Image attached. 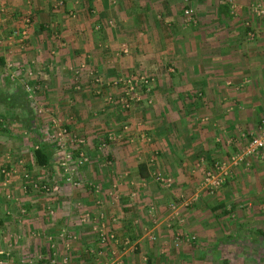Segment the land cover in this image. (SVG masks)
Segmentation results:
<instances>
[{
	"label": "crops",
	"instance_id": "obj_1",
	"mask_svg": "<svg viewBox=\"0 0 264 264\" xmlns=\"http://www.w3.org/2000/svg\"><path fill=\"white\" fill-rule=\"evenodd\" d=\"M256 1L0 0V97L17 91L6 67L17 62L22 79L39 93L34 103L56 108L65 126L98 140L108 130L106 118L82 115L88 107L103 109L84 102L88 73L153 76L150 93L119 115L141 125L104 157L114 167L104 169L102 158L93 157L82 169L81 187L58 183L48 197L27 193L15 176L0 183V264H37L73 241L65 264H264V156L240 160L214 193L194 183L205 165L193 170L197 159L214 162L230 153L234 143L217 136L250 137L264 125V13L254 12ZM187 5L192 22L182 12ZM248 30L252 37L244 35ZM77 66L83 69L78 90L70 77ZM18 118L0 117L5 168L12 166L10 155L16 152L14 163L25 155L11 149ZM50 152L47 165L29 159L32 168L54 174ZM158 172L172 177L171 187L155 180ZM85 211L89 219L81 221ZM101 224L115 231L113 241L99 240Z\"/></svg>",
	"mask_w": 264,
	"mask_h": 264
},
{
	"label": "rangeland",
	"instance_id": "obj_2",
	"mask_svg": "<svg viewBox=\"0 0 264 264\" xmlns=\"http://www.w3.org/2000/svg\"><path fill=\"white\" fill-rule=\"evenodd\" d=\"M259 0H257L256 2H258ZM263 1V0H262ZM255 2V3H256ZM184 9H187L188 12H184ZM183 15L186 16V19L190 22L193 21L194 19V15H193V7L192 5H187L182 9ZM244 35H247V31H245ZM254 35V33H253ZM248 36V35H247ZM10 61V60H9ZM15 61V59H14ZM7 63V62H6ZM7 66L9 68V72H8V79L9 82H22V76H21V72L19 71L17 67L19 66V64L16 62ZM17 65V66H16ZM13 67V68H12ZM85 69V68H84ZM94 69V68H93ZM34 68H31V71H33ZM82 67L81 66H77V68H73L71 70V79L75 82V89H79L80 87V78L81 73H82ZM89 70V68H86V71ZM91 70V69H90ZM27 71H29L27 69ZM73 71V73H72ZM88 72V71H87ZM33 73V72H32ZM133 71H129L127 72V74L121 73L115 76H107V75H103L102 73H100L99 71H95V70H91L88 77L89 79V98L88 99H93V102H89L88 103V99L86 98V100L84 101L86 104H98V107H102L103 109H100L99 112L97 110H95L93 107H88L85 108L84 111L82 112V115H92L93 117L99 118V117H105L106 120V124H107V129L105 131V135L104 137L99 138L98 140L96 137L98 136L96 133V135H89V133H76L71 127L65 126V119L63 118V115H61V113H59L57 111L56 108H52L46 104H42V103H34V100H37L36 95L39 93H35L33 91L32 88L33 84H30L29 82H27V84L29 85L30 89H25L28 98H30L31 102L29 103L32 113L35 116L36 122H39V131H40V136L41 138L39 139L40 142H43L46 145V148L49 149L50 151H52L55 155V159L57 160V163L55 166V170L56 172L54 174H52L51 172H49V168L45 169L43 172H40L39 169L38 171L35 170V168H32V164L29 162L31 160H33L32 156H31V148L33 146H35V144H38V142L35 140L34 138V134L31 133L30 135V130L28 129H24L23 126H21V124L19 123H14L13 125H11V129L13 130L12 132L16 133L13 134L12 136L14 137L13 141H12V151L13 153L15 151H19V150H23V153L25 154L22 158H19L17 160L16 163H14V155L16 156V152L13 155H10L11 159L13 158V160H11L12 166L11 167H2L0 166V183H11L12 177L14 178H18L16 181H18V183H22V187L23 184L28 185V189H26L25 191L28 193H37L39 195H44L46 197L48 196H52L53 194H55L54 190L51 189H47L46 191H43L41 189H38L36 186H33V183H49V184H54V183H78L76 185H73V187H81V183H84L82 181V169L84 167L85 164L90 163V159H92L93 157H101L103 163V167L104 169L109 166L114 167V164L109 163L107 160V158H104L106 155L110 154V149L112 147H115V144L117 142H119L121 140L122 137H124L126 134L131 135L134 132V128L136 126H140L141 122L137 121L134 123H130L129 121H123L119 118V115L127 113V111H129V109H132L133 107H135V105H138L141 101L139 99H142V97L146 94L150 93V87L152 85V81H153V76L148 75L146 73H142L140 72V74H142L143 76H147L148 77V81L149 83H147L146 86L142 87L139 85H136V89H137V93L139 94V98L138 100L135 101H130L129 99L126 98V101H128V105L125 106L122 101L123 98L125 97V82H123L121 79H125L127 77H130L131 79L135 78V75ZM12 75V76H11ZM116 78H121L119 80H117L116 83H114V79ZM139 80V79H138ZM225 81V80H224ZM140 83V82H139ZM231 83V82H229ZM241 80L235 82L236 85L241 84ZM138 84V83H137ZM147 87V88H146ZM71 94V98L74 99L78 96V93L72 92ZM87 97V96H86ZM146 97V96H145ZM149 97V96H148ZM151 97V96H150ZM150 99V98H149ZM152 99H150V102L147 104H151ZM77 103L82 104L83 102L77 101ZM106 108H111V110H108L110 113L104 112V110ZM81 109V108H80ZM2 110V106H0V111ZM64 110V112H67V109H62ZM100 114V115H99ZM106 114V115H105ZM108 119L112 120V124H110L108 122ZM88 120H90V118H88ZM92 120H95L94 118H92ZM34 123V122H33ZM7 126H9V124H6ZM95 125V124H93ZM264 125H259L257 128L256 132L251 131L250 137H248V135L246 136L244 134V132H237L235 134V136H227V137H223V140H221V138L219 136H217V140L221 141L223 143L227 142L228 144L234 143V146H232L230 153L226 156H224L222 159L219 160H224L225 164L223 166L224 170H227V173L225 174V176L229 173L231 167L234 165L231 163L230 161V155L234 154V153H240L241 150L244 149L245 145L247 142L250 141V139L254 136H256L257 134H259L260 131V127H262ZM109 127V128H108ZM21 129H23L24 131H22ZM87 127L84 128V131H86ZM102 130V128H99ZM92 133V132H90ZM58 135L59 138L61 139V143L64 145V148L66 149V147H68V145L71 146V144H69L70 142L73 141H78V139H82V142H80L82 144V147L85 149V156H86V161L84 162L83 165L81 166H76V167H72L70 169V167L67 169V171H71L70 173H64L63 169L60 168L59 166V162L61 161V151L62 149L58 146V144L55 143V141L52 139V135ZM94 137V139L92 138ZM70 138H73V141H70ZM101 142H104L103 145L99 144ZM121 142V141H120ZM118 145V143L116 144ZM16 147V148H14ZM91 150H90V148ZM234 147V150H233ZM89 151H91V154L89 153ZM257 155V154H256ZM255 153H252L251 156L256 157ZM262 155L264 156V149L262 152ZM250 156L247 157V159H249ZM27 161L28 165L24 162ZM230 161V162H229ZM196 165L193 166V170L197 169L200 165V163L204 164V168H202L201 170H199V176H198V180L197 182L194 183H200L201 179H202V175H203V171H205L206 169H212V165H213V161H207L206 159L200 161V159H197L196 161ZM30 163V164H29ZM194 164V163H193ZM31 165V166H29ZM237 165V164H236ZM102 166V165H101ZM106 166V167H105ZM202 167V166H201ZM3 170V171H2ZM81 173V174H80ZM17 174V176H16ZM66 175H70L69 179H65ZM163 176H167L169 177L170 181L172 179V177L168 176V175H164ZM224 176V179H225ZM84 177V176H83ZM91 178H93L92 176H90ZM166 178V177H165ZM223 179V180H224ZM223 182V181H222ZM222 182L220 183L219 186L212 188L211 193H214L215 191H217L221 185ZM88 183V182H87ZM93 183H98V181H93ZM111 183H114V181H112ZM163 183V182H162ZM172 183H170V185L168 187H171ZM207 190V189H206ZM209 190V189H208ZM185 200V199H184ZM178 202V201H177ZM175 205H177V203H175L174 201H171L169 204V209L171 211H173V209H175ZM51 207L47 208V212L48 214L52 211ZM49 214V215H50ZM53 215V214H52ZM52 222L54 223L55 219L54 218H50L48 222ZM61 225V224H60ZM48 226H52V224L50 223ZM110 231L113 232L114 237L113 239H108L106 240L108 241H113L116 238L115 235V231L112 229H110ZM73 244L71 246L65 247L63 246L61 253H59V249H55V255L57 257L58 261H62L63 257L65 256L66 258V262H70L69 259H72L73 257V252L75 249H73L74 245H75V241L72 242ZM113 243H117V242H113ZM65 248V249H64ZM57 251V254H56ZM28 254V252H27ZM83 254V253H82ZM31 260V259H30ZM29 260H26V262L23 261L22 264H28ZM32 261V260H31ZM63 263V262H62ZM32 264H34V262L32 261ZM65 264V263H63Z\"/></svg>",
	"mask_w": 264,
	"mask_h": 264
},
{
	"label": "built area",
	"instance_id": "obj_3",
	"mask_svg": "<svg viewBox=\"0 0 264 264\" xmlns=\"http://www.w3.org/2000/svg\"><path fill=\"white\" fill-rule=\"evenodd\" d=\"M254 12L256 14H262L264 13V3L260 0V2H256L255 5L252 7ZM3 10L2 6H0V13ZM184 12H188L187 9H184ZM248 37L253 36V32L251 30L247 31ZM12 63L7 61L6 65L10 66ZM12 76V75H11ZM121 78H116L114 79V83L117 82ZM139 79V80H138ZM123 82H125V97L123 98L122 101L124 102L123 104L125 106L128 105V101H126V98L129 99L130 101H135L138 100L139 94L137 93L136 85L139 86H146L147 83H149V79L147 76L143 75H137L135 78L131 79L130 77H127L125 79H121ZM21 84L23 85L24 89H30L29 85L27 84V81L21 80ZM140 82V83H139ZM138 83V84H137ZM147 88V87H146ZM52 139L55 141L56 144L62 149V155H61V161L59 162V167L63 169L64 173H70L71 171H67V169L70 167H76V166H81L84 164L86 161V156H85V149L82 147V139H78V141H73V138H70V142L68 147L66 149L64 148V145L61 143V139L59 138L58 135L53 134ZM101 145L104 144V142L99 143ZM264 149V126L260 127L259 134L256 136L252 137L249 142L246 143L245 147L243 150L240 151V153H234L230 155V161L232 164L236 165L239 163L240 160H245L249 155L252 153H255V155H260L262 156V152ZM229 161V162H230ZM225 164L224 160H217L213 162L212 169H206L203 171L202 179H201V184L204 186L205 189L212 190V188H215L220 185V183L223 181L225 174L227 173V170L223 169V166ZM233 165V166H234ZM3 171V170H2ZM70 175H66L65 179H69ZM166 177V178H165ZM155 180L159 182H163L162 184L165 186H169V178L167 176H163L161 173H156L155 175ZM72 185H76L78 183H70ZM33 186H36L38 189H41L43 191H46L47 189L51 190H57L58 185L57 183L54 184H49V183H33ZM24 188V186H23ZM81 221H85L89 219V213L85 211L81 217ZM98 238L101 242H106L108 239H113L114 234L110 229H107L103 224L100 226H97L96 228ZM67 237L72 238L73 236L67 234ZM50 238V237H49ZM52 246V244H50ZM66 257L64 256L61 262H66ZM57 260V257L55 255V252L52 251V253H49L46 258H38V263L37 264H55ZM28 264H32V261L29 260L27 262Z\"/></svg>",
	"mask_w": 264,
	"mask_h": 264
},
{
	"label": "trees",
	"instance_id": "obj_4",
	"mask_svg": "<svg viewBox=\"0 0 264 264\" xmlns=\"http://www.w3.org/2000/svg\"><path fill=\"white\" fill-rule=\"evenodd\" d=\"M17 83V91H12V93H1L0 99L2 100V110L0 111V117L8 116L10 119H17L21 122V125L34 132V135H37V130L35 128L39 126V122L35 125V116L32 113L31 108L28 106L26 100V91L23 88V85L20 82ZM1 90V89H0ZM0 127H3V124H0ZM35 128V129H34ZM30 130V131H31ZM37 137V136H36ZM38 138V137H37ZM38 144H35L31 148V155L34 162L37 165L44 166L47 165L51 158V152L46 149V146L43 142H40L39 139H36ZM139 171H141L142 163L138 164Z\"/></svg>",
	"mask_w": 264,
	"mask_h": 264
}]
</instances>
